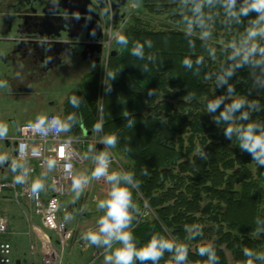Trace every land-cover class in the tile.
<instances>
[{
	"label": "trees",
	"instance_id": "trees-1",
	"mask_svg": "<svg viewBox=\"0 0 264 264\" xmlns=\"http://www.w3.org/2000/svg\"><path fill=\"white\" fill-rule=\"evenodd\" d=\"M134 3L136 9L120 33L128 37V45L115 40L104 73L92 69L65 99L61 119L74 114L76 120L63 134L82 137L100 119L104 136H117L113 149L127 159L121 164L124 171L134 172L140 182V188L133 190L140 208L133 228L138 246L159 233L187 245L185 264H204L206 257L199 256L197 249L209 242L216 248L219 264H230L227 252L231 264H244L248 259L244 247L258 253L264 248V167L242 152L235 140L227 139L205 108L209 99L226 93L228 86H218L216 76L233 64L228 44L243 37L255 14L236 24L226 22L219 5L205 7L212 17L207 20L211 36L202 40L198 27L186 34L182 17L192 15L191 5L185 7L181 0ZM148 40L151 48L145 43ZM137 42L144 44L143 59L131 53ZM186 57L192 59V69L183 66ZM198 57L203 58L200 65L195 64ZM109 71L114 78L109 79ZM205 74L211 79H205ZM259 79V69L253 73L244 66L235 70L229 83L237 94L259 100L261 110L252 112L251 118L264 123V87L255 82ZM191 93L195 97L186 100ZM73 95L79 107L70 103ZM198 147L202 154L196 153ZM98 152L91 151L94 156ZM144 169L148 175L142 174ZM186 224H200L204 235L187 239ZM258 227L262 231L253 235ZM253 259L254 264H262ZM160 264H174L171 254L165 253Z\"/></svg>",
	"mask_w": 264,
	"mask_h": 264
},
{
	"label": "clouds",
	"instance_id": "clouds-1",
	"mask_svg": "<svg viewBox=\"0 0 264 264\" xmlns=\"http://www.w3.org/2000/svg\"><path fill=\"white\" fill-rule=\"evenodd\" d=\"M182 5L187 7L191 5V16L184 15L183 21L186 23V34L191 35L194 28H200V38L206 40L211 36L207 30V20L212 19L210 15L204 12L205 7L214 8L219 5L223 9L226 22L234 21L236 24L242 23V18H253L248 21L245 28V34L237 42L232 41L228 47L233 51L229 59L233 64L216 76L217 85H227L226 93L209 99L205 111L213 114V120L217 126L223 128V134L227 139L235 140L236 145L242 152L250 154L252 161L260 167H264V123L251 118L252 112L261 110L259 100H249L246 95L237 94L235 86L229 83V79L234 75L237 68L248 66L254 73L256 69L260 70L261 79L255 81L261 87H264V45L258 43L259 39H264V0H181ZM116 43L121 46H127L128 37L120 34L116 37ZM149 48L152 47V41H145ZM190 47H194L193 42H189ZM133 56L143 59L145 54L144 44L137 42L131 49ZM210 55L215 53L210 50ZM151 59V57H149ZM203 62L202 57L195 61L196 65ZM182 64L185 68L192 69L193 61L190 58H184ZM199 70L197 69V74ZM109 79L115 77L114 72H108ZM205 79H211L210 74H205ZM5 82H0V87H4ZM195 97V93L189 94L186 100ZM70 103L73 107H79L80 101L76 96L70 97ZM124 115H128L127 112ZM76 118L74 114H69L66 120L60 117L49 119L45 115H38L32 122V127L36 131L50 129L59 132L71 130ZM129 127L132 126L130 121ZM94 131H101L102 125L97 123L93 126ZM8 127L0 122V139L7 137ZM105 148L99 151L94 157L95 167L90 177L87 175H77L71 179V189L75 193L76 199H79L84 188L89 184L90 179L103 178L109 184V190L106 196L99 199L96 208L102 210L96 221L98 228L89 229L82 234V239L91 246L104 248L105 264H160L165 253L171 254L174 264H185L188 259V247L186 244L178 243L173 239L166 238L159 233H153L150 238L141 246H138L134 236V221L140 215V208L133 199V190L140 188V182L137 180L134 172L131 171H110L112 163L107 149L115 148L118 138L115 134L106 135L101 141ZM93 149H90V151ZM203 149L197 148L196 153L202 154ZM206 158V157H205ZM7 160L5 155H0V164ZM57 160L50 158L47 161V167L52 170L56 167ZM65 168L70 170L71 164H65ZM16 170V166H13ZM143 175H148L146 169L142 170ZM17 183H24L23 175L16 177ZM45 184L40 179H34L30 190L34 197H38L44 190ZM73 217L66 216L65 220ZM261 223L256 218V224ZM184 230L187 239L194 240L196 237L203 236V228L200 224H186ZM262 229L259 227L254 230L253 235L258 236ZM114 244L116 245L114 247ZM198 255L206 257L204 264H219V257L215 246L212 243L204 244L197 249ZM243 255L247 257L244 264H254V259L264 260V253L255 252L253 249L244 247Z\"/></svg>",
	"mask_w": 264,
	"mask_h": 264
},
{
	"label": "flooded vegetation",
	"instance_id": "flooded-vegetation-1",
	"mask_svg": "<svg viewBox=\"0 0 264 264\" xmlns=\"http://www.w3.org/2000/svg\"><path fill=\"white\" fill-rule=\"evenodd\" d=\"M87 1L86 8L64 4L66 9L82 10L77 18L69 19L57 16L61 15L57 11V0H0V37L11 33L18 37H38L39 33H47L67 41L59 46V52L50 50L47 54L39 44L28 48V41H24L22 43L27 46H19L20 54L10 58L22 77L15 88L16 94L28 99L41 96L44 111L59 102L53 97L57 81L80 69L82 64L91 67L104 65L106 38L110 34L113 40L116 39L133 13V4L129 0ZM43 9L47 14L42 12ZM36 21L44 22L45 26H33L31 23ZM63 21L69 23L66 30L62 29ZM112 49L110 42L109 54ZM7 57L8 54L0 51V60L6 61Z\"/></svg>",
	"mask_w": 264,
	"mask_h": 264
},
{
	"label": "built area",
	"instance_id": "built-area-1",
	"mask_svg": "<svg viewBox=\"0 0 264 264\" xmlns=\"http://www.w3.org/2000/svg\"><path fill=\"white\" fill-rule=\"evenodd\" d=\"M111 38L109 34L105 40L104 64L109 56ZM42 115L49 119L60 117L56 113ZM36 117L20 123L16 134L6 137L10 143L16 142L14 151L11 150L9 154V163L17 161L19 166L14 176L9 179H5L0 173V193L5 188L13 190L15 198H21L24 207L29 208L39 218L40 223H30V231L34 238L29 243L28 254L31 255L37 251L40 256V264H64L65 250L70 241L74 240L77 247H82L84 244L80 238H75V227L65 220V206L62 203L64 196L69 193L71 188V179L77 175H83L81 171L79 172L83 158L78 147L82 142H87L89 149L94 151L96 144L101 143L104 150L105 145L101 141L105 136L102 131L98 133L94 131L87 137L66 136L55 129L38 132L32 127V122ZM98 123L101 124L100 119ZM107 150L112 161L110 171L113 170V163L118 164L117 167L120 171H124L110 148ZM50 158L57 160L56 167L52 170L47 167V161ZM65 164H71L72 168L66 169ZM94 167L95 162H93L91 171L87 176L90 177ZM38 173L46 177V180H43L45 188L38 197H34L30 190V178ZM18 175H23L24 183L16 182ZM104 182L106 181L103 178L90 179L89 184L84 189H87L92 183ZM96 228L98 225L93 224L87 227L85 231ZM7 233L8 219L6 216L0 215V236ZM0 264H13V246L8 239L2 237H0Z\"/></svg>",
	"mask_w": 264,
	"mask_h": 264
},
{
	"label": "crops",
	"instance_id": "crops-1",
	"mask_svg": "<svg viewBox=\"0 0 264 264\" xmlns=\"http://www.w3.org/2000/svg\"><path fill=\"white\" fill-rule=\"evenodd\" d=\"M20 40L21 38L13 35L12 33L0 37V49H2V51L4 50L2 53H9V49L7 47L12 48L15 51L14 53L8 54L9 57H7L6 61L0 60V82H5V86L0 87V119L5 118L8 125L10 126H8V132L14 133L17 129V121L22 119L29 121L38 115L45 114L46 112H53L61 117L65 99L73 90L78 88L79 82L83 75L90 72L93 68L102 70V66L91 67L90 65L83 66L82 64L80 69L68 74L60 81H57L55 87L53 88V97L57 98L59 102L55 107L48 108L46 111H44L45 109L42 105L41 96L28 99L16 94L15 92L17 91L15 88L19 84L20 78L22 77H20L19 70L16 69V64L10 58H13L14 55L18 56L20 54L19 52L21 51H18L19 46H27ZM28 45H30L27 46L29 48L32 47L33 44L29 43ZM4 143L6 144V142ZM0 167V173L5 179H9L14 176L18 168L16 167V170L14 171L12 165L0 164ZM34 179H40L43 181L45 178L43 175L38 173L35 176H31V183ZM68 194H70L69 196L72 199L73 204L71 205H73L72 209L74 210V216L82 219H85L86 217L94 218L96 216V213H91L90 210H79L81 204L85 201V196L88 197L91 195V193L83 191L79 199H76L75 193L72 191V189L69 190ZM0 196L3 199L13 200L15 208L19 209L21 212L19 220L15 221L16 226H14V223L10 217L4 213H0V215H4L8 219V228L10 230V236L8 239L13 246V250L19 251L16 254L13 264H40V256L37 251L31 255L28 254L29 243L33 241L34 238L32 232L30 231V223H40L39 218L34 215L29 208L24 207L23 200L21 198H15L13 190L5 188L4 191L0 193ZM86 228L87 227L84 228L82 225H78V227L76 226L75 236L78 235V237L81 239ZM28 233H30V235H28ZM106 254L107 253L104 248L91 246L88 242H84V247L82 249H73V252H68L67 247L64 264H87L88 260L90 262L96 261L97 264H105L104 256Z\"/></svg>",
	"mask_w": 264,
	"mask_h": 264
},
{
	"label": "rangeland",
	"instance_id": "rangeland-1",
	"mask_svg": "<svg viewBox=\"0 0 264 264\" xmlns=\"http://www.w3.org/2000/svg\"><path fill=\"white\" fill-rule=\"evenodd\" d=\"M129 1L133 4V12H134V8L136 9V6L134 7V3H133L134 0H129ZM158 21H159V23H163L164 22L163 20H158ZM112 40L113 39L111 38V40H110L111 45L114 43V41L116 39H114L113 41ZM257 42L260 43L261 45H264V39H259L258 38V41ZM106 65H107V62L105 63V69H106ZM101 66H102V68H101L102 70L101 71H103V73H104L103 63H101ZM0 122L5 123L7 125V127L9 126L5 118L0 119ZM23 122H26V121L24 119H22L20 121H17L18 124L23 123ZM98 132H100V131H98ZM13 134H15V133L14 132H8L7 133V135H13ZM81 145H82V147H81ZM78 148H79V152H80V154H81V156L83 158V163L81 164V167H79V172L81 171V174L84 175V174H86V173H88V172L91 171L92 164L94 162V159H93L94 155H92V153H91V151H90V149H89V147L87 145V142H82L79 145ZM110 150H111L112 154L114 155V157L116 158V160L118 161V163L124 164V162L127 161V159L125 158V156H124V154L122 152H120V151H118L116 149H113V148H110ZM9 152H10L9 147L4 143L3 140H1L0 141V155L3 154L5 156H8ZM117 165L118 164H115L114 163L113 166H112L113 169L118 170ZM77 172L78 171L76 170V173ZM109 187L110 186H109V184L107 182H104V183H92V184H90V186L87 189H84L83 190L85 192L91 193V195L88 196V197L85 196V201L81 204L79 210L80 211H83V210L88 211V210H90L91 213H96L95 214L96 216L94 218L93 217H86L85 219H82V218H78L77 216H74L73 215V211L74 210L72 209V206L73 205H71V204H73L72 203V199L69 196L70 194H67L63 198L62 203L65 206V217L66 216H69V215L71 217H73L72 219L67 220L68 223L71 226H73V227H76V226L78 227V225H82V226H84V228L85 227H89L90 225L95 224L96 221H97V219H98V217L103 214L102 213V210H98L96 208V203H97V201L99 199H102V198H104L106 196V193L109 190ZM2 199L3 198L0 196V213H4L8 217H10L12 219L13 223H14V226H16L15 225V221H18L19 218H20V215H21L20 210L15 208L13 200H10V199H8V200L7 199H3L2 200ZM1 206H4V207H1ZM28 235H30V233H28ZM9 236H10V230L8 228V233L5 234V235H2L0 237H2V238H9ZM75 238H79L78 235H76ZM80 241L86 242L82 238L80 239ZM83 247H84V244L82 245V247H77L76 244L74 243V240H71L70 243H69V245H68V252L69 251L73 252V249L74 250H76V249L79 250V249H82ZM18 252L19 251H17V250L16 251L13 250V257H14V259L16 258V254ZM66 252H67V248L65 250V254H66ZM259 253H264V248H262L259 251ZM65 254H64V260H65ZM227 259H228L229 263L231 264L232 262H231L230 255H229L228 252H227ZM260 262L262 264H264V260H260ZM87 264H97V262L96 261L90 262L88 260V263Z\"/></svg>",
	"mask_w": 264,
	"mask_h": 264
},
{
	"label": "water",
	"instance_id": "water-1",
	"mask_svg": "<svg viewBox=\"0 0 264 264\" xmlns=\"http://www.w3.org/2000/svg\"><path fill=\"white\" fill-rule=\"evenodd\" d=\"M58 2V7L59 9H57V11H60L61 15H57L58 17L60 18H77L78 16L77 15H80L82 13V10L81 9H77V8H74V9H66L63 7L64 4H71V5H80V6H83V7H87L88 5V2L87 0H57ZM43 13L47 14V11H45L44 9L42 10ZM64 14H68V15H64ZM71 14V15H70ZM42 17V16H41ZM33 26H39V27H44L45 26V23L42 22V21H39V22H32L31 23ZM47 24V23H46ZM62 25H63V30H66L69 28V23L67 21H63L62 22ZM60 29V28H59ZM39 36L38 37H30V36H24V37H19L21 38V42H24V41H28V43H32V44H39L42 48H43V53L44 54H47L49 53L50 50L53 51H57L59 52L60 48L59 46H61L62 44H66L67 41L65 40H62L60 39L61 37L56 35V36H50L49 34L45 33V34H42V33H39L38 34ZM56 37V38H55ZM17 40V39H16ZM19 42V41H17ZM9 53H14V49L12 48H9ZM1 53L4 51H2V49H0ZM115 50L112 49L111 50V54H114ZM6 54H9L7 52H5ZM84 135H88L90 134V131H84L83 132ZM6 145L9 147L10 144L9 142L6 140ZM15 145L16 143L13 142L12 143V146L13 148H15ZM97 149L99 150H102V145L100 143L97 144ZM8 164V160H6L2 165H7ZM12 166H16L18 165V162H14L11 164ZM1 168V167H0Z\"/></svg>",
	"mask_w": 264,
	"mask_h": 264
}]
</instances>
